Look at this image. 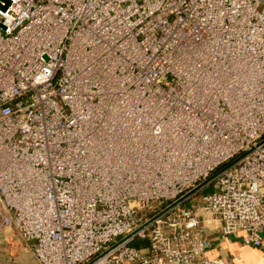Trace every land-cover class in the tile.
<instances>
[{
	"label": "built area",
	"instance_id": "built-area-1",
	"mask_svg": "<svg viewBox=\"0 0 264 264\" xmlns=\"http://www.w3.org/2000/svg\"><path fill=\"white\" fill-rule=\"evenodd\" d=\"M0 227L40 264L259 247L264 0H0Z\"/></svg>",
	"mask_w": 264,
	"mask_h": 264
},
{
	"label": "crops",
	"instance_id": "crops-1",
	"mask_svg": "<svg viewBox=\"0 0 264 264\" xmlns=\"http://www.w3.org/2000/svg\"><path fill=\"white\" fill-rule=\"evenodd\" d=\"M13 232V230L8 228L0 227V243L4 240L5 242L9 241ZM209 238L211 240V247L208 251L209 256L222 255L228 257L230 254H236L238 255V258L235 260L236 264H264V241L259 247H252L243 245L240 236L219 238L216 234H212ZM2 244L3 252H6L7 244Z\"/></svg>",
	"mask_w": 264,
	"mask_h": 264
},
{
	"label": "rangeland",
	"instance_id": "rangeland-1",
	"mask_svg": "<svg viewBox=\"0 0 264 264\" xmlns=\"http://www.w3.org/2000/svg\"><path fill=\"white\" fill-rule=\"evenodd\" d=\"M211 191L212 188L208 187L205 189L204 193L208 194ZM152 206L153 208L157 207L158 202H153ZM9 241L5 242L4 240L0 243V264H40L36 260L34 253L31 249L34 246L32 242L29 244H25V242L22 241L15 232H13V235ZM2 243L7 244L6 252H3Z\"/></svg>",
	"mask_w": 264,
	"mask_h": 264
},
{
	"label": "water",
	"instance_id": "water-1",
	"mask_svg": "<svg viewBox=\"0 0 264 264\" xmlns=\"http://www.w3.org/2000/svg\"><path fill=\"white\" fill-rule=\"evenodd\" d=\"M4 1L6 2V5L9 4V0H4ZM3 8H5V7H3Z\"/></svg>",
	"mask_w": 264,
	"mask_h": 264
}]
</instances>
